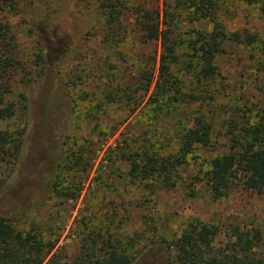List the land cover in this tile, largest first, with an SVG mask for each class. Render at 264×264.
<instances>
[{
  "label": "rangeland",
  "instance_id": "1",
  "mask_svg": "<svg viewBox=\"0 0 264 264\" xmlns=\"http://www.w3.org/2000/svg\"><path fill=\"white\" fill-rule=\"evenodd\" d=\"M11 1L1 17L14 41L4 95L13 115L0 121V131H9L14 139L22 129L26 134L15 166L10 155L0 152V199L26 176L25 204L14 226L34 229L54 245L43 264L52 256L51 264H72L85 253L92 261L99 259L110 251L109 235L129 244L128 253L136 254L159 239L172 241L191 219L216 225L221 244L233 227L258 229L262 241L256 251L264 258V196L234 184L226 196L214 199L205 178L212 158L228 150L227 123H245L244 106L253 109L255 119L264 110V0H229L218 12L215 20L227 36L236 32L256 40L252 45L223 41V53L216 59L217 94L200 93L187 110L156 106L154 80L144 93L140 71L147 66L155 79L161 47L160 42L140 40L133 8L157 9L162 23L165 9L175 16L170 31L177 34L182 49L181 62L171 71L186 93L198 92V79L186 68L200 63L201 56L189 44L194 31H210L213 24L190 22L187 11L176 16L178 11L169 6L178 0L130 1L122 25L112 27L117 31L113 44L104 41L112 36L111 27L87 0ZM194 113L212 125L211 146L192 147L173 172L169 183L175 184L157 182L146 188L132 181L121 153L128 147L135 151L145 138L159 156L175 155V133ZM57 137L63 140V163L55 193L42 202L35 196L44 195V185L50 182ZM157 245L164 248L163 243Z\"/></svg>",
  "mask_w": 264,
  "mask_h": 264
},
{
  "label": "trees",
  "instance_id": "2",
  "mask_svg": "<svg viewBox=\"0 0 264 264\" xmlns=\"http://www.w3.org/2000/svg\"><path fill=\"white\" fill-rule=\"evenodd\" d=\"M87 1L97 6L104 23L108 24L111 30L114 24L122 25L124 9H130L126 4L134 0ZM228 1L178 0L172 7L169 6L170 10L178 11L176 16H180L182 11H187L186 18L190 22L208 21L213 24L210 31H194L192 34L190 50L201 56L200 63L195 66L189 64L186 68L188 71H193L188 74L195 75L201 86V90L199 89L198 92L194 90L192 93L184 91L182 82L171 71L172 66L181 62L179 49H182L181 40L177 34L174 35L170 31L172 26L174 27L173 23H176L173 21L175 16L170 15L165 9V22L162 23L157 9L141 11L138 7H133L140 27V40L143 43L160 42L161 53L155 79L154 72L147 66L144 65L140 71L143 76L144 93L149 91L154 80L155 93L152 100L156 106L173 105L185 107L187 110L191 103L199 101L200 93L212 90L211 95L217 94L219 85L216 78L219 74L216 59L223 53V41L229 39L247 45L255 43L254 35L235 32L227 36L221 24L215 20L218 12L229 3ZM244 1L252 4L257 0ZM11 6V0H0V121L13 115V105L5 102L4 95L8 90L6 72L13 67L11 55L14 41L9 26L1 17L5 9ZM167 18L171 23L166 21ZM162 26H166L167 30L161 29ZM112 32L111 37H105V42L110 41L111 44L116 42L117 31L112 29ZM47 64L45 60L44 65ZM244 107L247 110V113H243L246 114L245 123L232 121L227 123L228 150L216 154L210 161V169L205 173L206 183L214 199L226 196L234 184L264 196V110L258 111L255 119L251 115L253 109ZM186 122L188 124H182V129L175 133V155L159 156L158 152L153 150V145L145 138L135 151L132 152L133 148L128 147L126 154L121 153V160L127 161L130 165L128 176L132 181L141 182L146 188L150 185L154 186L157 182L175 184V181L169 183L173 178V172L185 163V158L191 154L192 147L211 146L213 127L208 118L194 113ZM25 134L26 129H22L14 139L9 131H0V152L10 155L14 166L19 160ZM54 144L51 170L47 178L50 182L44 185L46 187L44 195L35 196L42 202L55 193L58 172L63 163L62 137H57ZM22 180H18V188L8 190L0 199L3 204L2 207L0 206V264H43L54 249V245L45 242L36 230H18L14 226V221L22 212H19V209L25 204L23 188H25L26 176ZM219 235V228L216 225L191 219L172 241L159 239L155 245L152 243L145 245L132 255L128 253L129 244L109 235L107 241L110 244L108 247L110 251L101 255L102 259L92 261L91 255L85 253L86 255L77 258L72 264L86 262H90L89 264H264V258L256 251L262 241L258 229L233 227L230 238L225 244L217 242ZM161 243L164 244V248L157 245ZM53 259L52 256L47 264H51Z\"/></svg>",
  "mask_w": 264,
  "mask_h": 264
}]
</instances>
